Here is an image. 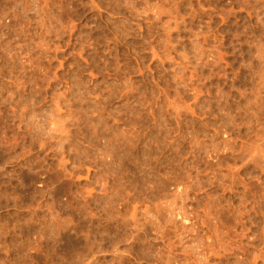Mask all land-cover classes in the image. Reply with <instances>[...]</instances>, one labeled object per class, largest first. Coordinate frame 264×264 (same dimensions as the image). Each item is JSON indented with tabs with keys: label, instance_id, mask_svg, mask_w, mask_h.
Listing matches in <instances>:
<instances>
[{
	"label": "rangeland",
	"instance_id": "rangeland-1",
	"mask_svg": "<svg viewBox=\"0 0 264 264\" xmlns=\"http://www.w3.org/2000/svg\"><path fill=\"white\" fill-rule=\"evenodd\" d=\"M0 264H264V0H0Z\"/></svg>",
	"mask_w": 264,
	"mask_h": 264
}]
</instances>
